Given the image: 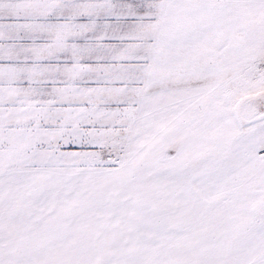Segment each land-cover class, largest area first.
I'll use <instances>...</instances> for the list:
<instances>
[{
  "label": "snow or ice",
  "instance_id": "obj_1",
  "mask_svg": "<svg viewBox=\"0 0 264 264\" xmlns=\"http://www.w3.org/2000/svg\"><path fill=\"white\" fill-rule=\"evenodd\" d=\"M0 264H264V0H0Z\"/></svg>",
  "mask_w": 264,
  "mask_h": 264
}]
</instances>
